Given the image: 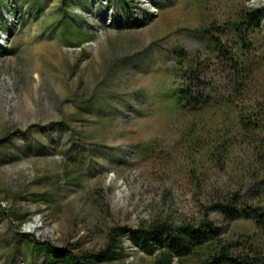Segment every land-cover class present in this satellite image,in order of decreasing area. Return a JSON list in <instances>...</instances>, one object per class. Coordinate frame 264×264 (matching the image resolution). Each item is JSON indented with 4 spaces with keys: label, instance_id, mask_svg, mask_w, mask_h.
<instances>
[{
    "label": "rangeland",
    "instance_id": "374dc122",
    "mask_svg": "<svg viewBox=\"0 0 264 264\" xmlns=\"http://www.w3.org/2000/svg\"><path fill=\"white\" fill-rule=\"evenodd\" d=\"M125 1L0 0V264H57L34 241L96 254L116 228L202 219L264 257V231L212 209L264 207L241 124H264V0ZM185 87L194 107L177 105ZM122 240L100 264H150Z\"/></svg>",
    "mask_w": 264,
    "mask_h": 264
},
{
    "label": "trees",
    "instance_id": "16d2710c",
    "mask_svg": "<svg viewBox=\"0 0 264 264\" xmlns=\"http://www.w3.org/2000/svg\"><path fill=\"white\" fill-rule=\"evenodd\" d=\"M4 1L6 0H1V3ZM262 17L259 10H253L243 14L241 23L246 25L245 30H248L249 27L254 29L252 24L255 22L254 26H258ZM235 29L239 32L242 30L239 25ZM82 36H86V38L81 39ZM89 38L79 31L75 44L80 46ZM243 45L248 46L245 42ZM195 100L196 95L189 87H185L176 94L177 105L181 108L194 107ZM241 124L246 132L254 131V136H252L256 150L254 162L262 168L264 179V124H257L256 121H246ZM258 130L261 131L263 139H259L256 133ZM257 177L254 178L257 179ZM262 187L264 188V181ZM42 196H44L43 202L47 204L50 198L47 197V194ZM212 209L220 213L228 222L249 219L258 229L264 231V207L258 202L251 205L240 204L238 195L233 194L226 197L225 201L214 203ZM30 215V213H12L14 221L19 225L23 224ZM124 236L130 244L151 258L150 264H174V262L182 264L183 261L188 262L187 264H264V257L260 249L252 245H245L236 251L232 250L231 245L222 239V229L208 219H202L196 223L182 222L180 224L154 221L135 229L116 228L114 234L110 236L108 248L96 254H77L71 250L58 253L48 243L38 241L30 244L29 248L31 251L42 252L51 260H56L55 257H57V264H100L126 256L122 240ZM56 254L58 255L56 256Z\"/></svg>",
    "mask_w": 264,
    "mask_h": 264
}]
</instances>
